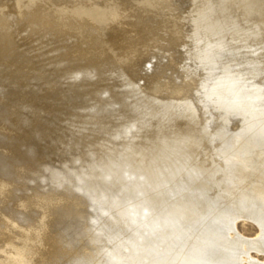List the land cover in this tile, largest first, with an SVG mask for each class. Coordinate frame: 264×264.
<instances>
[{
    "label": "bare ground",
    "instance_id": "bare-ground-1",
    "mask_svg": "<svg viewBox=\"0 0 264 264\" xmlns=\"http://www.w3.org/2000/svg\"><path fill=\"white\" fill-rule=\"evenodd\" d=\"M161 9L177 13L164 15ZM186 22L190 26L188 30L183 29ZM115 35L119 36L116 38L117 44L123 47V50L119 48L120 54L127 51L128 46L133 47V67H137L140 57L149 55V48L143 44L149 41L161 44L163 53H169L165 56L170 58V69L177 58L175 52L182 54L183 71L180 76H176L181 82L169 80L159 88L158 96L166 94L172 103H187L193 99L192 90L197 92L198 86L201 89L203 87L205 90L200 98H203V110L214 114L208 122L216 123L218 127L213 134H202L190 126H178L167 116L164 106L160 108L150 104L157 101V95L147 96L134 92L132 97L136 98L132 100L131 108L136 113L131 118L137 126L140 124L143 128L134 138L136 167L154 179L159 171L164 170L172 183L166 189L168 194L158 208L144 195V206L132 207L133 218L141 220V223L145 218L149 223V234L154 236L151 240L154 249L143 255L144 259L150 264H264L263 259L259 261L251 255L254 251L264 256V0H178V3L174 0H0V72L21 75L28 71L44 75L49 70L47 64H52L57 75L76 72L100 78L109 73L118 74V65L113 64L112 67L107 63L112 56L119 54L115 52L113 45ZM25 38H29L28 43H24ZM43 49L40 56L47 55V61L39 64V50ZM155 56L154 52L152 57ZM125 62V58L120 60L118 67L122 68ZM203 78L207 79V86ZM106 87L114 90L113 86ZM145 97L149 101L144 102ZM144 108L160 116L164 128L162 133H151L147 115L143 116ZM4 113L1 109L0 117ZM107 116L100 119L98 116L94 117V122H103ZM1 128L7 130L4 126ZM5 134L8 135L3 136L13 142L19 138L10 133ZM14 146V143L6 147L0 144V161L4 158V166L7 161H13L12 156L20 155ZM203 157L209 163L208 168L201 161ZM179 165L182 169H178ZM1 168L4 167L0 165V174ZM184 172L187 174L185 177ZM205 174L213 177L212 185L210 181L204 184ZM3 175H0V207L5 211L3 216L2 211L0 215V264H31L33 260H29L31 257L28 254L32 249L30 241L35 239L34 244L41 241L39 222L47 214L35 216L34 221L29 218L32 222L24 226L20 220H15V214L19 213L20 217V211L35 212L36 207L39 210V204L47 205L48 211L65 209L62 207L69 205L66 202L69 200L62 199L67 194H42L43 191L35 192V187H30L35 189L33 191L28 190V186H10ZM210 187L216 190L215 197H210L207 193ZM4 189L5 192L9 190L11 196L3 194ZM19 192L16 197L14 194ZM29 195H35V198L24 200ZM225 196H229L231 200H225ZM80 198L84 199L82 195ZM240 220L256 224L260 234L255 238L242 236L236 226ZM140 228L137 226L135 229L139 231ZM50 235L49 238L43 235L47 239L42 237V244H46L44 240L48 241ZM53 235L55 234L52 237ZM136 238L142 239L137 234ZM36 239L40 241L36 242ZM51 240L47 243L50 244ZM62 240L60 238L58 241ZM141 241L134 244L131 239L130 243L139 246L138 249L141 250L143 247L138 244ZM71 242L73 241L69 243ZM67 243L65 240L66 247L64 251L60 249L61 254L65 251L71 254L72 249L67 250ZM73 244L70 245L73 247ZM102 244L105 247L108 245ZM30 245L31 249L28 248ZM49 246L46 244L43 247V257L45 248ZM108 247L111 248L109 245ZM124 249L127 247L123 246ZM8 251L13 253L7 254ZM99 251L95 252L99 254ZM89 252L91 251L85 252V256ZM52 253L53 251L50 254ZM76 253L72 258H78L77 250ZM34 255L33 257L36 256ZM122 255L123 253L120 256ZM80 256L79 254V258H82L83 255ZM93 256L87 257L91 261L96 260ZM35 258L32 259L37 262ZM119 260L114 261L119 263ZM120 264H128V261L125 258Z\"/></svg>",
    "mask_w": 264,
    "mask_h": 264
},
{
    "label": "rangeland",
    "instance_id": "rangeland-1",
    "mask_svg": "<svg viewBox=\"0 0 264 264\" xmlns=\"http://www.w3.org/2000/svg\"><path fill=\"white\" fill-rule=\"evenodd\" d=\"M174 1L178 3V0ZM184 7H186V5ZM161 10V13L164 15L177 13L169 9ZM184 25L183 29L188 30L190 28L187 22ZM117 36L118 35H115L112 40L117 50H115V52L119 54L112 56L111 60L107 63L112 67H114L113 64L119 66V61L125 58L126 62L122 64L123 67L119 68L117 66L119 71L118 74L109 73L106 74L105 77L100 78L98 76H88L89 74L85 75L76 72H64L63 74L57 75L53 70L52 64H47L49 70L44 75H36L28 71H26V73H21V75L0 72V110L3 109L5 112L4 116L2 115L0 117V132L3 131L1 132L3 135H8L5 133H10L11 135L13 134L19 137L13 142V140L0 134V142L5 147L14 143V147L20 153L19 156H12L13 161H7L6 166H4V162L6 161L1 156L3 161H0V165L4 168H1L0 175L4 174L3 179L6 180L10 186L22 185L24 188L28 186V190L35 187L36 191L35 189L32 190L38 193L43 191L42 194L55 193L56 195L61 194V196L67 194V196H65L66 199L64 197H62V199L65 201L69 200V202L66 201L69 205L66 204V207H62L65 209L56 208L55 210L48 211L47 205L39 204V210H37L36 207L35 212L31 211V213H25L24 211H20V217L26 215L27 219H25L26 216L25 218L24 216L20 218L18 215L19 213L15 214V216L12 214L16 217L15 220H20L23 226L28 222L31 223V218L34 221L35 216L47 214L44 218H41L39 222L40 235H42L41 237L39 236V238L41 241L36 239V242H40L34 244L35 239L29 240L30 243H32V249L31 245L28 248L31 249L30 252H34H28L29 257H31L29 260H33V262L30 261L31 264L34 262L36 264H43L45 261L46 264H53L51 260L53 259L52 261H54L55 258L54 264H80V262H82V264H87V262H89L88 264H93L94 262L92 261H95V264H100V261L102 262L101 264H108L109 262L110 264H120L125 258L128 264H150V262L148 263L147 260L144 259L143 255L153 251L154 248L151 240L154 236H150V228L147 227L149 223L145 221V218L143 220L144 224L140 222L141 220L133 218L134 209H132V207L135 206L136 208H140V206H144L146 197L155 208H158L159 203L168 194L166 189L172 183L171 180L167 179L168 174L164 173V170L159 171L158 176L154 179L152 176L140 171L136 167L133 155L134 138L143 128L139 123L137 126V123L131 118V115L136 113L132 112L131 108L133 105L132 100L136 98L132 97L135 93L139 92L147 96H152L153 94L157 95V101L150 104H154L160 108L164 106V110L167 111V116H170L171 121L178 126H190L193 130L202 134L204 132L213 134L217 131V124L213 122L210 124V122H208V119L213 113L205 112L202 107L203 98L202 100L200 98L205 90L203 87L201 89V87L198 86L197 92L192 90L191 93H194L193 99H191V102L187 103H172L166 94L160 95V97L158 96L159 88L166 82H169V80L181 82L176 79V76H180L183 71L181 69V66L184 64L182 54L175 52V57L178 59L173 58V65L170 69V58L165 56L169 55V53H163L160 48L161 44H156L155 41H149L143 43L149 48V55L140 57L136 63L137 67H133V60L131 58L135 55V53H133V47L131 48V46H128V48H126L127 51L120 54L119 48L123 50V47L117 44ZM28 42L29 38H25L24 43ZM41 46L42 45L39 44V48ZM179 49L182 50L181 47H179ZM176 50L178 51V47H176ZM41 51H44V49L39 50V64H45L47 55L40 56ZM154 52L156 56L152 57ZM150 61L153 62L150 63ZM200 73H202V71H200ZM203 79L207 86V79ZM108 85L113 86L114 90L107 88L106 86ZM117 92H120V94ZM146 101H149L147 97L144 98V102ZM143 111V116L147 115V119L151 124L149 129L151 133H155L156 135L162 133L164 128L161 124L160 116L157 113L150 112L148 108H144ZM10 112H13V114ZM107 114H109V116H107ZM97 116L99 119L105 116H107V118L104 119L103 122L96 123L94 122V117ZM3 117H5V119ZM3 126L6 127L7 130H2L1 127ZM24 136L27 137L25 138ZM15 158L18 159L16 160ZM201 161L207 168L209 167V163L205 161L204 157ZM16 165H18V167ZM180 166L181 165L178 166V169L181 168ZM16 170H18V172ZM23 170H25L24 173H22ZM4 171L8 172L4 173ZM9 175H12V177ZM22 175H24V177H22ZM183 176L185 177L187 174L184 172ZM203 179L204 184H206L209 181L211 183L213 177L209 174H205ZM172 182L174 183L173 180ZM24 183L25 185H23ZM212 183L210 185H212ZM211 187L207 189V193L210 197H215L217 194L215 192L216 190ZM54 189L56 190L54 191ZM6 191L7 192H5L4 189L3 194L6 193L7 196L10 193L8 192L9 190ZM59 191L60 193H57ZM19 194L20 192L14 195L17 197ZM81 195L86 201L80 198ZM143 195L145 197H143ZM61 196L58 197L60 198ZM31 197L35 198V195L26 196L24 200L27 201L28 199L30 201V199L32 200ZM68 197L70 199L73 198V201L77 199V209L75 201L72 202ZM223 198L225 200H231L229 196ZM13 199H15V197H13ZM78 200L81 201L80 206ZM70 201L74 203V205ZM47 202L48 201L44 203L47 204ZM71 204L72 206L70 207ZM0 209V215L2 211L1 216H3L5 209L4 211L3 208L0 207ZM22 218H24V220H22ZM137 222L140 224L138 225ZM137 226L141 227L139 231L135 229ZM236 226L238 232L244 237L255 238L260 234L258 226L248 220H240L237 222ZM55 232H58V235H56ZM100 233L102 234L100 235ZM52 234H55L53 235L54 237H52ZM136 234L141 236L142 239L136 238ZM43 235L46 237L50 235V239L45 241L44 239L47 238H44ZM42 237L47 246L50 245L49 248H45L46 252H44V257L43 247H46V244H42ZM95 237L97 238L95 239ZM60 238L63 240L58 241ZM130 238L133 239L134 244L136 241L142 240L140 243L138 242V244L143 248L139 250V246L136 247L133 243H130ZM64 239L66 243L68 242L67 245H69L67 247L70 250L68 248L67 250L71 251L72 249V252L74 251L73 253L71 252L70 255V252L66 251V255L65 252L64 254L60 253V249L64 251L66 247L64 246ZM49 240H51L50 244L47 243ZM70 241L73 242L69 243ZM57 242H61V247H59L60 245ZM1 243L0 239V245ZM102 243H105V245L108 244L111 248H109L108 245V248L105 247ZM115 243H118V245H115ZM70 244L75 246L72 247ZM96 245L100 247H96ZM35 246H37V249ZM116 246L120 248L118 249ZM123 246L127 247L128 250H123ZM50 247H52L53 250ZM81 248L83 250H80ZM85 249L87 251H84ZM76 250L78 251V258L79 254L85 256V252L90 250L91 252L85 256L87 261L86 258L83 259V256L79 259L72 258L75 257L74 254L77 255ZM94 250H100L99 254ZM52 251L53 253L50 254ZM121 252L123 253L122 256H120L122 254ZM11 253L13 252L10 251L9 253L8 251L7 254ZM93 253H95L94 256L92 255ZM30 254H32V256ZM257 254L252 251L251 255L253 258L263 261V254ZM33 255L36 258L33 257ZM60 255H62L63 258ZM131 255L132 258L130 257ZM51 256L53 257L51 258ZM87 256L89 258L93 256L96 260L99 259V262L92 258L91 261ZM48 257H50V259H48ZM32 258L37 259V262ZM102 258H105V260L102 261ZM64 259L69 262H66ZM116 259H120L119 263L118 261H114ZM157 260L156 262L158 263Z\"/></svg>",
    "mask_w": 264,
    "mask_h": 264
}]
</instances>
